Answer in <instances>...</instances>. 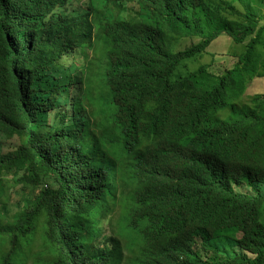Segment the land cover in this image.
<instances>
[{
  "label": "trees",
  "instance_id": "obj_1",
  "mask_svg": "<svg viewBox=\"0 0 264 264\" xmlns=\"http://www.w3.org/2000/svg\"><path fill=\"white\" fill-rule=\"evenodd\" d=\"M257 1L0 0V264H264Z\"/></svg>",
  "mask_w": 264,
  "mask_h": 264
},
{
  "label": "rangeland",
  "instance_id": "obj_2",
  "mask_svg": "<svg viewBox=\"0 0 264 264\" xmlns=\"http://www.w3.org/2000/svg\"><path fill=\"white\" fill-rule=\"evenodd\" d=\"M79 0H75L74 3H76ZM149 1V0H147ZM125 5L128 8L132 7V3H125ZM110 7L115 9L117 8V6H113V4H110ZM137 8V7H136ZM255 9L258 10L259 13H264V0H258L255 3ZM103 11H105L103 9ZM134 11L127 13L126 15V19L130 20L131 18L135 19L136 17H134ZM241 13H246L245 11H241ZM102 16L106 17V16H110L111 13H102ZM125 32H122V34H124ZM107 40V37L105 38L104 41L105 42ZM110 40V39H108ZM223 41V40H221ZM220 41V42H221ZM218 42V43H220ZM217 43V44H218ZM96 48H101V46L99 44L96 45ZM214 53L216 54V57H214V62H215V66H216V70L215 73L220 74V72L224 73V71L226 69H231L233 67H236V64H238L239 60L236 55H245V51L242 49H238L235 48L234 45L231 42H228L226 40H224L223 42V46H218L214 49ZM212 57V53L210 55H208L205 59H203V62L209 61ZM178 75V72H177ZM257 94H263L264 95V79L260 80V79H255L254 83L249 87L248 92H246V94H244L242 100L238 103L241 106L244 105H251V100L254 98L255 95ZM239 105V107L236 108V110H240L241 106ZM235 110H233L232 108H227L225 111H223L220 114V117H222V119H225V117L229 116L230 114H232ZM2 142V138L0 136V143ZM14 186V183H10V191H13V201L16 203L17 201L22 200L23 197H25L24 191L20 190V187L18 186L17 189ZM17 191H14V190ZM26 195L28 196V191H25ZM118 225L120 226V223L118 222ZM127 257L128 260H133L135 257V254H133L131 251H127Z\"/></svg>",
  "mask_w": 264,
  "mask_h": 264
},
{
  "label": "water",
  "instance_id": "obj_3",
  "mask_svg": "<svg viewBox=\"0 0 264 264\" xmlns=\"http://www.w3.org/2000/svg\"><path fill=\"white\" fill-rule=\"evenodd\" d=\"M159 191H161V189ZM195 237H196V241H192L193 245L191 246V248L193 250H196V252L198 251L200 253L212 255L213 253L218 252L217 249H222V246H221L222 243L220 241L212 240V244L211 243L208 244L202 238H200L199 233L197 232L195 233ZM170 244L173 245L172 243ZM166 250L170 251V248L166 246ZM220 252L221 254H224V252H222L221 250Z\"/></svg>",
  "mask_w": 264,
  "mask_h": 264
},
{
  "label": "clouds",
  "instance_id": "obj_4",
  "mask_svg": "<svg viewBox=\"0 0 264 264\" xmlns=\"http://www.w3.org/2000/svg\"><path fill=\"white\" fill-rule=\"evenodd\" d=\"M133 5H132V7L131 8H128L130 11H133L134 10V7L136 6L134 3H132ZM106 10V9H105ZM120 10V12L121 13H117V16H120V15H122L123 16V13H124V7H122V8H120L119 9ZM134 14V13H133ZM100 50V49H99ZM101 55V53L99 52L98 54H97V57L95 58V63H104V60H103V56H100ZM113 77H111V78H109V80L111 81V84H112V81H113V79H112ZM251 86V85H250ZM246 92H248V90L246 91ZM240 105V104H239ZM241 106V105H240ZM229 108H232V107H229ZM223 112V111H222ZM221 112V113H222ZM220 113V114H221ZM220 114H219V116H220ZM222 118V117H221ZM123 208V207H122ZM124 209V208H123ZM133 254H135L133 251H131ZM126 254H127V252H126ZM173 258V257H172ZM172 258H171V261H172ZM132 262H133V260H128V257H127V259H126V262H125V264H132Z\"/></svg>",
  "mask_w": 264,
  "mask_h": 264
}]
</instances>
